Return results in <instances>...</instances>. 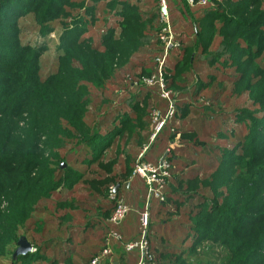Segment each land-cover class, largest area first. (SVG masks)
Listing matches in <instances>:
<instances>
[{"label":"trees","instance_id":"1","mask_svg":"<svg viewBox=\"0 0 264 264\" xmlns=\"http://www.w3.org/2000/svg\"><path fill=\"white\" fill-rule=\"evenodd\" d=\"M182 5L194 38L165 58L168 101L143 83L162 57L158 0H0V264H91L104 249L114 264L113 242L129 253L145 209L140 237L125 242L109 222L118 200L130 212L116 186L139 177L132 149L148 155L163 139L168 177L163 201L148 205L144 264H264V0ZM49 42L53 65L42 59ZM153 112L165 122L151 140ZM21 237L31 252L13 259Z\"/></svg>","mask_w":264,"mask_h":264},{"label":"rangeland","instance_id":"2","mask_svg":"<svg viewBox=\"0 0 264 264\" xmlns=\"http://www.w3.org/2000/svg\"><path fill=\"white\" fill-rule=\"evenodd\" d=\"M147 1V0H146ZM182 1V2H181ZM171 2L173 3L172 6L174 7L176 13L174 15L173 11L170 10V13L168 12L169 16L171 17L170 19L173 21L170 22V27L172 28V25L174 27V30L175 32L173 31L172 32V29L170 30V36L167 34V33H163L162 30L159 32L158 36H159V40H161L160 38H166L165 36L169 37L170 40H168V42H164V41H160L161 42V45H162V52H161V56L160 58H158L156 60V69H157V73H158V76L157 78H160L161 80H163V84L165 85L166 83V79H165V72H166V67H165V58L168 56H171L172 58L174 59H177L179 57V53L181 52V49L183 46H186L187 43H189L188 41H192L193 38H194V35H193V27H192V22H191V19L187 18V14L185 13L184 9H183V5L182 4H186L184 3L183 0H171ZM145 3V2H144ZM188 7V6H187ZM212 7H215V4H211V8ZM20 24H21V27H22V39L23 41L25 42H30L32 45H33V40H35L34 38L36 37V32L33 28V24L31 21H29V19H20ZM23 24V25H22ZM177 30V31H176ZM183 31H185L186 33H184ZM118 33V31H117ZM135 37L136 39H138V43L139 45H143V44H146L147 41L145 40L146 38L144 37L143 34H141V32H137V34H135ZM46 46H47V50L44 52L45 54H43V64H44V60H49L50 61V65H53L55 59H56V50H55V46H54V42H49V43H45ZM132 49L127 47L126 49H124L123 51H120L121 52V58L123 60H125L128 55L131 53ZM157 52H158V49H157ZM90 58L93 60L94 58L92 56H90ZM117 63V62H116ZM127 67V66H126ZM209 68H213V67H209ZM128 72H133V67L129 69ZM140 72V68L137 67L135 69V75L137 73ZM126 74H123L121 73V76L116 79L113 84L117 87L119 86V84L122 83L123 81V78L125 79V76ZM155 75H152L150 77H143V78H151V77H154ZM154 79V78H153ZM126 80L129 81V83L133 84V86H135V84H138V82L136 81H131L130 78H127L126 77ZM147 80V79H145ZM117 81V82H116ZM144 83V82H143ZM112 84V85H113ZM145 84V83H144ZM147 85V84H146ZM155 84L153 85H147V86H154ZM159 90L161 91V87H160V84H159ZM167 91L172 95V92L167 89ZM119 96L122 95L121 93L118 94ZM172 101V99H171ZM142 112L139 113V117L141 118V121H142ZM149 119H150V123H151V126H150V129H149V133L150 135L152 136L153 134H155L156 132V126L158 125L157 123V120H158V115L153 112L151 113L149 116ZM140 124V125H138ZM231 124L234 125L235 122L231 121ZM144 125L140 123H137V125H135V131L137 133H141V129H143ZM180 139H179V136H176V138L174 139L172 145H170L171 147H174V146H177L178 143H179ZM151 144V143H150ZM123 147H124V143L120 144L119 145V153L116 154V152L114 151L113 153V157L115 158L116 155H119V156H122V150H123ZM176 148V147H175ZM231 149V148H230ZM145 152L143 151L141 154H144ZM124 154V153H123ZM108 154L105 153V158L102 160L103 162H107L109 160H111L113 157H110L108 158ZM109 159V160H107ZM111 164L112 161L110 162V164H108V169L111 168ZM118 170L119 168L117 167V173H118ZM91 175V173H90ZM93 177V176H91ZM99 178L97 176H95L94 180H93V184L91 185V188L97 193L98 191H96L94 189V187L96 189H99V190H102L103 189V186H96L95 183H98L99 181ZM95 185V186H94ZM99 185V184H98ZM7 205L8 203L5 201V200H2L1 203H0V209L1 210H6L7 208ZM24 229H20V234L22 233L24 236ZM17 248V246H16ZM9 259L10 257L8 256V258H4L5 262L4 264H9Z\"/></svg>","mask_w":264,"mask_h":264},{"label":"built area","instance_id":"3","mask_svg":"<svg viewBox=\"0 0 264 264\" xmlns=\"http://www.w3.org/2000/svg\"><path fill=\"white\" fill-rule=\"evenodd\" d=\"M184 3H186L189 7H195V6H206L207 0H183ZM159 8H160V22L163 25L162 32L167 33L170 36V18L168 14V6L165 0H158ZM166 38H160L164 42H168L169 37L165 36ZM154 78V79H153ZM144 83L147 85H153L158 83L161 87V97L165 100H170V93L165 91L163 80L160 78H157L156 76L148 78L147 80H144ZM173 104H170L169 112L167 114V118L171 119L173 117ZM165 121H158V125L156 126V132L151 136V140H153L154 136L161 130L163 124ZM170 148H172L170 146ZM168 153V150H167ZM143 154H140L137 158V161L134 165L133 175L139 176L142 179H144L148 185V200L150 201L152 198L159 199L160 201H163V197L161 196V190L164 186L165 179L168 177V163L165 161V159H162L157 165H153L147 162H143L141 160ZM113 199V197H112ZM148 201V202H149ZM148 204L145 208L144 213L141 215L140 223L142 226V237L140 242L138 243H129L126 245V251L130 253V251L138 249L140 255V262L138 264H144L145 260H150V254H149V248H148V242L146 240V230L149 222V211H148ZM129 212L128 207L123 203L122 200H118L115 206V209L112 214V218H110L109 222L113 226H117L120 223L124 221L127 214ZM112 237L114 239H119V237L116 236V234L111 233ZM110 250L104 249L98 254L92 261L91 264H103V260L109 255Z\"/></svg>","mask_w":264,"mask_h":264},{"label":"crops","instance_id":"4","mask_svg":"<svg viewBox=\"0 0 264 264\" xmlns=\"http://www.w3.org/2000/svg\"><path fill=\"white\" fill-rule=\"evenodd\" d=\"M169 2L171 3L170 10H172L175 15L176 11L172 6L173 3L171 2V0H169ZM168 144L169 143L167 140H161L158 146L154 147L153 150L150 149L148 155H146V153L149 149V146L144 145L142 147L137 144L138 148L132 149V152L134 154L137 152V157L143 151L146 152V158L149 159L150 162L152 161L153 163H156L155 165H157L164 158V150H166L165 148H168ZM144 183L145 182L141 177H135V179L129 178L127 182H124L122 185L118 184L116 186V189L120 190V193L123 195L126 204L130 208V212L128 213L125 220L115 229L122 236L125 242L134 241L137 240L138 237H140L139 217L141 212H143L147 204L149 205L150 202L148 200L147 188L145 187ZM119 247L120 246L116 242H113L112 248L114 251V264H135V257L136 255H138L137 252L135 251L130 254L125 253Z\"/></svg>","mask_w":264,"mask_h":264},{"label":"water","instance_id":"5","mask_svg":"<svg viewBox=\"0 0 264 264\" xmlns=\"http://www.w3.org/2000/svg\"><path fill=\"white\" fill-rule=\"evenodd\" d=\"M165 156H166V154H165ZM165 156H164V158H165ZM31 248H32L31 245L26 241V239L24 237H21L17 242V248L13 254V259H16L20 255H25L28 252H31Z\"/></svg>","mask_w":264,"mask_h":264}]
</instances>
